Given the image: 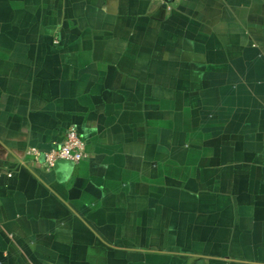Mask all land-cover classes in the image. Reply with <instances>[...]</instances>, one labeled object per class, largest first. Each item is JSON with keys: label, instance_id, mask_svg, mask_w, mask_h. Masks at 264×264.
Returning <instances> with one entry per match:
<instances>
[{"label": "crops", "instance_id": "obj_1", "mask_svg": "<svg viewBox=\"0 0 264 264\" xmlns=\"http://www.w3.org/2000/svg\"><path fill=\"white\" fill-rule=\"evenodd\" d=\"M0 264H264V0H0Z\"/></svg>", "mask_w": 264, "mask_h": 264}, {"label": "built area", "instance_id": "obj_2", "mask_svg": "<svg viewBox=\"0 0 264 264\" xmlns=\"http://www.w3.org/2000/svg\"><path fill=\"white\" fill-rule=\"evenodd\" d=\"M166 8L170 9V4H167ZM26 154L44 170L52 169L56 161L60 159L78 163L87 157L85 140L74 126H67L65 128L62 140L54 147L43 153H40L36 148H28Z\"/></svg>", "mask_w": 264, "mask_h": 264}]
</instances>
